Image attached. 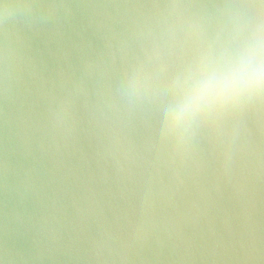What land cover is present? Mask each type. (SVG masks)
Masks as SVG:
<instances>
[{"label":"water","instance_id":"95a60500","mask_svg":"<svg viewBox=\"0 0 264 264\" xmlns=\"http://www.w3.org/2000/svg\"><path fill=\"white\" fill-rule=\"evenodd\" d=\"M5 3L0 264H264V103L163 131L195 31L259 0Z\"/></svg>","mask_w":264,"mask_h":264},{"label":"clouds","instance_id":"9594fccd","mask_svg":"<svg viewBox=\"0 0 264 264\" xmlns=\"http://www.w3.org/2000/svg\"><path fill=\"white\" fill-rule=\"evenodd\" d=\"M10 4H3L0 20ZM249 23L221 26L211 33L197 29L193 50L183 75L174 76L170 90L175 100L164 121L166 136L186 133L194 124L218 121L264 103V0L255 5ZM148 63L132 76L133 90H147L155 77Z\"/></svg>","mask_w":264,"mask_h":264}]
</instances>
